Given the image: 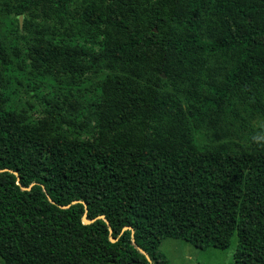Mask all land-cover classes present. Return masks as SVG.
Listing matches in <instances>:
<instances>
[{"label": "trees", "instance_id": "obj_1", "mask_svg": "<svg viewBox=\"0 0 264 264\" xmlns=\"http://www.w3.org/2000/svg\"><path fill=\"white\" fill-rule=\"evenodd\" d=\"M234 235L264 264V0H0V264H171L166 237Z\"/></svg>", "mask_w": 264, "mask_h": 264}, {"label": "rangeland", "instance_id": "obj_2", "mask_svg": "<svg viewBox=\"0 0 264 264\" xmlns=\"http://www.w3.org/2000/svg\"><path fill=\"white\" fill-rule=\"evenodd\" d=\"M19 18V15H18ZM19 23L24 24V16ZM21 45V42H20ZM22 82L13 77L9 84L8 93L11 96V103L20 108L24 107L33 115L42 114V105L38 98L34 95L35 91H31L34 84L32 78H28L26 74L20 73ZM53 82V80H50ZM37 87V86H36ZM46 88H37L39 93L48 90ZM91 82L82 83L79 87L80 92L77 93L81 100L80 109L85 110L88 102L91 100L93 93L90 91ZM76 90V89H75ZM29 108V109H28ZM238 246L237 236L231 238L230 246L226 249H220L213 246L207 248H199L189 241L166 237L160 244V250L166 254L171 264H237L234 259V253Z\"/></svg>", "mask_w": 264, "mask_h": 264}, {"label": "water", "instance_id": "obj_3", "mask_svg": "<svg viewBox=\"0 0 264 264\" xmlns=\"http://www.w3.org/2000/svg\"><path fill=\"white\" fill-rule=\"evenodd\" d=\"M23 16H24V15H22V14L19 15L20 20H22ZM15 172H16V171H15ZM85 205H86V203H85ZM98 217H102V218H104L105 216L102 214V215H99ZM95 219H96V218L89 219V218L87 217V212H85L84 215H83V220H84V222H86V223H90V222L94 221ZM107 222H108V221H107ZM108 224H109V222H108ZM112 240L115 241L116 239L112 237Z\"/></svg>", "mask_w": 264, "mask_h": 264}]
</instances>
